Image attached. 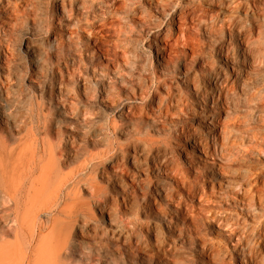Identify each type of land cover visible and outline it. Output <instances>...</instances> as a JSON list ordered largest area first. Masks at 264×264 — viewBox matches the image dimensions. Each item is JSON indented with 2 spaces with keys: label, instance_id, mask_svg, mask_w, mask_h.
<instances>
[{
  "label": "rangeland",
  "instance_id": "1",
  "mask_svg": "<svg viewBox=\"0 0 264 264\" xmlns=\"http://www.w3.org/2000/svg\"><path fill=\"white\" fill-rule=\"evenodd\" d=\"M249 32L251 52L245 54L242 39ZM231 49L237 64L229 59ZM250 57L256 70L241 60ZM212 73L232 85V93L217 105L225 110L219 139L210 136L213 159L194 168L198 160L186 155L190 149L182 147V135L211 133L214 128L202 129L193 110L212 111L215 105L199 108L190 80L182 78H195L209 91L214 85L204 77ZM8 112L27 124L55 121L48 140L62 153L69 149L66 135H81L82 154L63 173L86 151L105 154L91 175L100 196H92L88 186L79 195L89 233L109 237L110 216L120 228L114 264H242L237 237L231 236L233 245L226 237L214 241L217 228L208 211H228L262 254L253 264L263 260L264 202L246 205L245 195L222 189L225 176L209 169L251 184L256 172L264 174V0H0V117ZM39 132L38 139L44 136ZM228 140L234 145L219 154L220 143L226 147ZM176 167L185 174V186L176 183ZM116 180L128 191H120ZM176 206L187 207L196 231L176 219L179 232L170 231L156 215L171 214ZM201 242L213 243L217 255L200 257Z\"/></svg>",
  "mask_w": 264,
  "mask_h": 264
},
{
  "label": "bare ground",
  "instance_id": "2",
  "mask_svg": "<svg viewBox=\"0 0 264 264\" xmlns=\"http://www.w3.org/2000/svg\"><path fill=\"white\" fill-rule=\"evenodd\" d=\"M60 7L63 12L65 4L62 3ZM237 33L238 37H240L241 31H237ZM232 37L234 35L230 33V39ZM242 42L245 44L246 49L240 50L245 52V54L250 53V50L247 52L248 46L252 44L250 32L244 35ZM229 50V48L225 49V55ZM231 52L230 61L235 64L239 63L240 60L237 59L233 49H231ZM225 57L227 58V56ZM241 60L245 62V65L250 70H256V62L253 57ZM219 75V73H212L204 77L207 84L212 83L214 85V89L209 91L203 89L205 87L201 84L202 87L195 78L188 76L182 78L186 81L190 80L193 89L191 90L193 91L192 97L195 98L199 108H202L201 104L204 106L207 103L215 105V109L212 111L202 110L197 112V110H193L197 117L196 121L198 125L202 129L213 127V131H210L212 134L208 132L209 130L205 133L198 129L183 135L181 134L184 141L182 147L190 149L188 153L186 152V155L191 156L192 161L198 160V162H195L194 168L201 164L210 163L209 160L213 159L216 153L215 142L212 146L210 136L211 138L213 137V141L219 139L217 138L219 136L217 129H219L218 125L221 126L223 123L222 114L225 110L224 108L223 110H219L217 105L222 99L226 100L229 92H231L230 89H232V85L230 87ZM246 75L249 74L247 73ZM246 78L248 79V76ZM178 102L176 101L175 103ZM2 114L0 117V264H114V261L117 259L115 253L119 251L114 235L118 234L117 239L119 240L121 236L120 228L112 223L110 216L109 224L112 230H109V237L95 230L89 233L90 226L88 227V222L84 218L86 204L79 195L80 187L88 186L92 196H100L101 188L97 184L91 183L93 179L91 175L97 171V166L105 157V154L103 152L92 153L86 151L82 155V160L78 162L74 169L63 173L62 167L82 154L84 148L81 146V135L79 138V134L75 130L66 135L68 142L66 145H68L69 149L66 150L64 148V152L62 153V150H58L48 140L51 129L57 125L55 121L46 122L44 120L40 122L37 120V122L27 124L25 123L26 121L24 122V120L14 113L8 112ZM69 130L71 131V128ZM39 131H43L44 136L38 139L37 135L40 133ZM12 132L16 133L13 134ZM13 136H16L15 140H13ZM232 138L237 139L234 135ZM228 142L226 147L220 143L219 154L224 155L223 152L229 151L230 146L234 145L233 140H228ZM236 142L238 144V141ZM175 169V173L181 178L180 180H176V183L185 186V174L181 168L176 167ZM217 170L225 176L222 189L237 188L239 193L245 195L244 201H246L244 203L248 206H252L255 200L260 205L263 204L261 203L264 202L263 173L256 172L252 176L254 183L251 184L249 181L251 179L246 182H239L235 179V176L231 175L233 173H223V171L214 169L213 167L209 169V172L214 173ZM259 178L262 179L258 184L257 179L259 180ZM113 182L114 180L108 179V184L113 186ZM115 185L122 192L128 191L125 185L124 187L121 186L117 180ZM188 191L194 195L193 187L189 186ZM155 194L161 201L167 200L160 190L156 188ZM224 212L208 211L205 215L217 228L214 232V241L226 237L229 238L230 243L233 245L231 236L237 237L239 250H242L241 263L253 264L254 259L262 255L260 250L249 244L248 235L246 236L247 233L244 234L246 228L240 230L236 219L230 218L227 215L228 211L225 214ZM187 213H189L187 207L184 206L183 209L176 206L171 214L158 211L156 215L162 217L164 225L170 231L179 232L178 223L174 219L181 222V224L191 223L193 226L192 230L196 231L198 227L196 226L195 218L188 217ZM79 235L83 237L82 240L77 238ZM219 243L221 242L218 241L217 245ZM243 246L245 248L244 251ZM197 247V253L200 257H207L209 253L216 256L218 252V249L213 247V243L207 244L206 242H201ZM235 248L234 250L236 251ZM81 259L84 260V263ZM171 262L177 264L175 261ZM202 264L214 263L209 259L204 261L202 259ZM260 264H264V258Z\"/></svg>",
  "mask_w": 264,
  "mask_h": 264
}]
</instances>
